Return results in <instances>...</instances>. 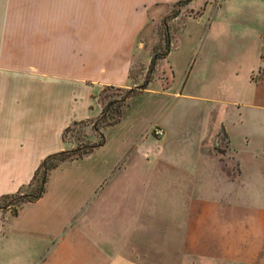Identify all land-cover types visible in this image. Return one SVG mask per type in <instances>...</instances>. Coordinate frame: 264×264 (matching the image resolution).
<instances>
[{"label":"crops","instance_id":"crops-1","mask_svg":"<svg viewBox=\"0 0 264 264\" xmlns=\"http://www.w3.org/2000/svg\"><path fill=\"white\" fill-rule=\"evenodd\" d=\"M178 1L0 0V197L77 145L65 128L101 115L105 86L130 85ZM219 19L177 73L172 30L165 78L124 100L103 142L51 168L37 199L0 205V264H264V29L255 54Z\"/></svg>","mask_w":264,"mask_h":264},{"label":"rangeland","instance_id":"rangeland-1","mask_svg":"<svg viewBox=\"0 0 264 264\" xmlns=\"http://www.w3.org/2000/svg\"><path fill=\"white\" fill-rule=\"evenodd\" d=\"M220 1L221 0H194V5H187L183 3L184 0H180L171 4L165 15L157 21L154 26V42L152 43L151 41L152 37H145V39L139 44L138 51L142 53L138 60L137 55L133 61L130 85L125 87L105 86L102 90L100 96L103 106L101 115L107 111L110 100L123 97L130 87H136V85L140 84L146 85V83L150 81L148 79H156L158 76L165 78V68L163 66L159 67V64L161 57L169 47V39H171L170 32L175 29L170 54L164 63H166L167 66L172 65L175 73H177L178 70L183 71V68L186 67V62L190 57L195 56V48L206 44L202 43L200 38L208 27L207 22L211 14L215 17L220 16V24L218 28L236 31L234 36H232L233 38H231L236 45L239 44L240 46H245L246 50L253 53L255 52L256 54L259 49V34L262 33L264 29V0L261 2L253 0L251 3H244L245 1L241 2L240 0H237L225 10L217 8L216 5H218ZM206 4L208 5L205 8ZM201 11H203V13L199 20L195 19L199 16ZM221 11L223 12L222 14H220ZM177 14L178 16L173 18V16ZM185 17L195 18L187 19L185 23L180 26L179 24ZM179 26L180 28L177 29ZM263 36L264 34L262 35V38ZM261 57L263 69L260 75H264V46ZM151 81L155 84L158 83V80ZM161 81L162 83H165L164 80ZM177 84L178 82H173L172 86H177ZM110 109L111 114L109 115V118L116 115L118 104H112ZM94 121L96 120L91 118L72 125L66 131L65 136H67L72 142L85 144L86 142L93 141L95 133L97 135L95 140H98L100 135L93 128ZM41 172L42 171L38 172L37 179H35L31 185L25 186L23 189L27 191H35L34 187L38 183V179H40ZM0 204H6L14 209L18 207L19 200L17 195H8L0 199Z\"/></svg>","mask_w":264,"mask_h":264},{"label":"trees","instance_id":"trees-1","mask_svg":"<svg viewBox=\"0 0 264 264\" xmlns=\"http://www.w3.org/2000/svg\"><path fill=\"white\" fill-rule=\"evenodd\" d=\"M184 1H188V0H184ZM263 69V68H262ZM264 72V71H263ZM144 84H140V85H136V87H130L127 92L125 93V95H123V97L118 98V99H113L110 100L109 102V106L107 108V111L104 112L102 115H100L96 121L93 124V128L99 130L100 126H104L108 123H111L115 120L118 119L119 117V108L120 105L124 102V100L133 92H135L139 87H143ZM117 103L118 104V109H117V113L115 116L109 118V115L111 114V109L110 107L112 106V104ZM69 127L71 126H67L64 130V135H66V131L69 129ZM100 138L96 141L93 142H86L85 144H78L75 147L69 148V149H63L57 152H53L49 155H47L42 162L39 164V166L37 167L35 174L32 178V180L26 185L29 186L33 183V181L35 179H37V174L39 171L41 172V176L40 179H38V183L35 185V191H27L24 190L23 188L25 186H23L19 191L9 194V195H17L18 200H19V204L27 201V200H35L37 199L44 191L45 189V182L47 180V175H48V171L55 167L56 165H58L61 161L64 160H69V159H73V158H77L80 157L86 153H88L89 151H91L95 146L99 145L100 143L103 142V133L101 131H98ZM8 195H3L0 197L4 198ZM0 205H6V204H0ZM16 209V208H15Z\"/></svg>","mask_w":264,"mask_h":264},{"label":"built area","instance_id":"built-area-1","mask_svg":"<svg viewBox=\"0 0 264 264\" xmlns=\"http://www.w3.org/2000/svg\"><path fill=\"white\" fill-rule=\"evenodd\" d=\"M155 133H156L157 135H161V134L163 133V129H162L161 127H156V128H155Z\"/></svg>","mask_w":264,"mask_h":264}]
</instances>
